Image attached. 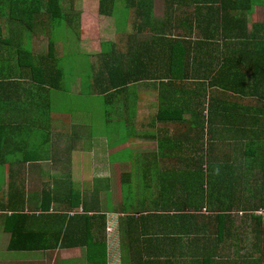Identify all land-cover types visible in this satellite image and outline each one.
<instances>
[{
    "label": "crops",
    "instance_id": "crops-1",
    "mask_svg": "<svg viewBox=\"0 0 264 264\" xmlns=\"http://www.w3.org/2000/svg\"><path fill=\"white\" fill-rule=\"evenodd\" d=\"M83 1L99 4V0ZM83 1L68 0V7L74 9L78 22L74 30L65 25L64 35L56 36L51 30L41 35L26 28L29 33L25 35L32 53L41 56L48 55L52 40L56 47L63 40L72 47H94L93 52H86L92 59L93 73H88L84 85L78 80L75 88L65 91L73 105L84 96L96 100L103 97L98 93L95 74L103 69L99 53L104 44L121 46L126 52L128 47L151 45L165 35L175 43L177 40L188 42L190 53V28L197 34L198 28H211L215 20L214 14L203 8L200 16L194 11L190 24V4L168 7L165 0H155L152 22L137 17L132 10L126 25L112 24L104 33V24L100 23L97 36L93 20L90 30L82 34L79 23L83 18ZM260 9L261 18L255 17ZM263 18L262 7L254 6L249 29L253 30L254 24L263 22ZM0 28L10 30L6 22H0ZM238 28V22H230L226 29ZM6 37L7 33H2L0 38ZM37 47H42L41 51L36 50ZM226 48L224 45L219 52H225ZM18 57L16 45L0 44V65L10 64L9 72L0 66V80H13ZM186 59L190 63V57ZM231 59L236 60V57ZM186 69L178 79L168 72L167 78L128 84L120 97H113L114 102L106 109L110 115L106 123L108 127L119 129L105 135L107 140L104 136H95L92 126H87V132L76 131L75 123L69 118L71 111L65 114L56 111L49 119L20 121L16 118L17 109L11 107L5 119L0 117V264H244V260L251 263L257 259L259 254L252 246L250 249L242 247L244 252H237L240 248L237 242L231 247L225 242L210 248L205 242L196 244L197 240L189 236V242L184 240L183 246H168L161 239L157 240L156 235L148 238L138 233L135 220L127 217L125 207L129 205L132 209L129 214L136 213L138 219L148 213L167 212L164 197L171 205L173 191L179 192L183 184L189 190V174L224 176L226 167L236 175L248 173L249 169L256 172L257 168L251 165L256 158L248 153L252 140H247L248 134L256 136L251 129H258L253 113L258 114V94L262 87L254 86V72L246 74V82L233 75L217 89L203 86L199 89L189 84L190 66ZM201 80L202 84H208L206 78L201 77ZM5 91L10 95L16 93L10 86ZM211 108L229 112L230 118L206 120V111ZM235 109L251 112V119L248 114L238 118ZM119 111L123 113L121 116L117 114ZM172 111L181 115L167 114ZM1 112L2 109L0 116ZM110 112L116 114L111 117ZM162 112L168 116H162ZM208 127L250 131L248 134L242 130L232 134L222 130L211 133L206 130ZM201 128L205 129L201 135L189 133V129ZM94 137L98 139H95L96 145L91 146ZM193 137L202 139V150L189 148V138ZM103 140L106 147L100 149L99 141ZM207 147L211 148L207 150ZM122 151L130 155L124 163H118L114 156ZM207 159L218 161L219 166L214 169L205 164L198 169L192 167L191 161ZM122 179L127 184L125 189L121 188ZM189 211L186 209V213ZM237 215L232 219L235 226ZM197 248L201 252L196 251Z\"/></svg>",
    "mask_w": 264,
    "mask_h": 264
},
{
    "label": "trees",
    "instance_id": "trees-1",
    "mask_svg": "<svg viewBox=\"0 0 264 264\" xmlns=\"http://www.w3.org/2000/svg\"><path fill=\"white\" fill-rule=\"evenodd\" d=\"M154 2L155 0H99V10L105 16H115L119 27L122 24L126 25L128 14L132 10L137 17L152 22ZM187 4H190V24L194 11L200 16L203 8L211 11L215 16L211 28H198L197 34L192 27L190 28V53L188 42L177 40L175 43V40L165 38V35L157 38L151 45L128 47L125 54L120 50L116 51L117 47L113 46L110 48L112 55L103 46L99 58L102 63V56H109L105 61L108 78L95 77L98 80V93L104 97V105L108 106L114 102L113 97L122 95L128 84H136L146 79L167 78L168 72L178 79L186 72L187 66H190L189 84H194L199 89L201 86L217 89L221 82L233 75L243 78L246 82V74L253 71L254 86L262 87L258 94V117L255 111L253 113V120L256 121L258 129L253 128L250 131V129L208 127L209 129L206 130L211 133L222 130L228 134L242 130L247 134L248 131L255 134L256 136L252 137L247 135V140H252L248 145L250 149L248 153H251L252 157H260L251 164L252 168L258 169V172L249 169L248 173L236 175L226 167L224 176L221 174L206 176L202 172L189 174V190L183 184L179 192L173 191L171 205L169 199L164 197V200H167L164 203L167 212L148 213L146 216L142 215V219H138L135 218L136 213L129 214L132 210L130 205L125 207V211L130 220H135V230L148 238L156 235L157 240L161 239L165 245L173 247L183 246L184 240L189 242L191 236V240L194 238L197 240L196 244L205 242L210 248L225 242L228 247L236 242L239 246L247 242V231L237 228L232 221L235 215L243 214L246 217L244 225L248 226L249 222V225L254 227L251 229L254 235L251 246L259 254L251 263L246 257L249 262L244 260V264H264V20L254 24L253 30L249 29L253 7L261 6L264 14V0H165V5L168 7H181ZM74 13V9L65 6L64 0H0V22H6L10 28L6 31L0 28V37L2 33H7L6 38H0V44L16 45L19 54L13 80L10 78L0 80L2 119L10 113L11 107L17 109L16 118L20 121L49 119L57 111L55 104L58 102V95L67 90L64 89V78L59 68V61L53 58L55 41L51 38L48 55H36L25 47V35L29 33L26 28L41 35L51 30L52 34L56 35L61 32L60 24L63 22L74 30L78 25ZM207 18L213 19V16ZM230 22H238L239 28L226 29ZM224 45H227L225 52H219ZM187 57H190V63H187ZM232 57H236V60L231 59ZM1 69L9 72L10 64H2ZM157 71L158 74L155 75ZM201 77L206 78L208 84H202ZM9 86L16 93L13 95L7 93L5 90ZM71 89L72 87L68 91ZM167 114L181 115L178 111ZM167 114L162 112V116ZM235 114L238 118L248 114L251 119L252 116L251 112L243 109H235ZM109 116L106 111L105 118L108 119ZM205 116L208 121L229 119L230 113L211 108L206 111ZM203 130L205 129H189V133L201 135ZM201 142L202 139L198 137L189 138V148L193 151L202 150ZM21 146L23 140L20 138ZM209 148L211 147L206 149ZM191 164L197 169L204 164L209 169L219 166L218 161L210 159L191 161ZM126 185L122 179L121 188L125 189ZM188 208L190 211L186 213ZM11 209L13 208L9 210ZM170 209L174 212H170ZM233 231L241 233H233ZM195 250L201 252V249ZM246 255L252 257L251 254Z\"/></svg>",
    "mask_w": 264,
    "mask_h": 264
},
{
    "label": "rangeland",
    "instance_id": "rangeland-1",
    "mask_svg": "<svg viewBox=\"0 0 264 264\" xmlns=\"http://www.w3.org/2000/svg\"><path fill=\"white\" fill-rule=\"evenodd\" d=\"M83 1V0H80ZM65 2V6H69V2L68 0H64ZM98 3L96 1H92L89 4H86L85 1H83V18H82V22L79 23V26L81 25V31L82 34H84L87 30H90V22L94 20V25L93 28H95V33L97 36L100 35L99 32V26L100 23H103V29L102 31L104 33H107L109 26L112 24H117L116 22V17L115 16H110V17H105L102 16V14L100 13L99 9H98ZM79 6V4H78ZM86 8V10H85ZM86 13H85V12ZM261 9L256 11L255 13V17L261 18ZM109 23V24H108ZM65 24H63V22L60 24V33H56L57 36H60L61 34L64 35L63 29H64ZM124 27V26H123ZM67 41L63 40L61 42V45L56 47L54 54H53V58H57L59 61V68L61 69L62 73H63V85H64V89L68 90L70 87L75 88L76 85V81L79 80V82L81 81L84 85L85 81L87 80L89 75L88 73H90V75L93 73V68H91L92 65V59L90 57L89 54H87V51L93 52L94 47L91 48H87L85 47V45L83 46V48H78L76 46L72 47L71 44L69 45H65ZM104 47L107 48V50H109V53H112V51H110V48H112V45H103ZM102 46V47H103ZM25 47L28 49H31L30 47V43L29 41H26ZM42 47H37L36 50H40L41 51ZM102 48H100L101 50ZM120 50L124 51L125 54V49L122 48L121 46H118L116 51ZM77 52V54L72 55L71 52ZM115 51V52H116ZM8 54V53H7ZM4 58H6V55L3 56ZM52 58V57H51ZM108 57H103L102 56V66L103 69H98V73L95 74L98 77H103V78H108L107 77V70L105 67V61L106 59H108ZM113 59V56H112ZM97 63V62H96ZM105 74V75H104ZM68 88V89H67ZM60 98H62L63 100H59ZM58 101V102H57ZM55 107L57 108V112L58 113H62L65 114V111H71V116L69 117L71 121H73L76 125L75 130L76 131H82V132H87V126H92V133L95 136L98 137H105V135H107L110 132L113 131H118L119 128L116 127H108L107 126V117L105 118V113H106V109L107 106L104 105V97H100L99 99H95L92 97H88V96H84L83 98H81V101H76V103L73 105L72 100H69L66 96L65 93H62L60 95H58V100H57ZM81 102V103H80ZM121 109V108H120ZM57 113V114H58ZM111 117H113L116 113H112L110 112ZM117 114H119L120 116L123 114L122 111L117 112ZM115 120L116 122L121 121L122 119H112ZM77 121H82L81 122H77ZM72 122V123H73ZM85 125V126H82ZM115 124V123H114ZM120 124V123H119ZM70 127H68L67 132L69 131ZM122 130V129H120ZM98 137H94V139L91 141V146L96 145V140L98 139ZM105 139L107 140V136L105 137ZM104 140L99 141V145H100V149H102L103 147H106L104 144ZM154 150H156L155 146L153 145ZM152 151V152H153ZM101 153V152H99ZM127 155H130L128 151H122L119 152L118 154H116L114 156L115 160L118 163H124L125 162V158ZM86 157H90V156H86ZM255 158H260L258 156H256ZM97 158L95 157V160ZM254 161V160H253ZM107 172V170H106ZM256 172H258V169H256ZM127 187V185H126ZM130 187H133L132 185ZM247 195V193H246ZM116 198V196H115ZM237 228H241V230L243 231H247V242L245 244H240V248H237L236 251L237 252H244L243 248L246 249H250L251 248V243L253 242V240H248L254 237L253 233L251 232V229H253L254 227L249 225L248 222V226L244 225V216H242V214H238L237 215Z\"/></svg>",
    "mask_w": 264,
    "mask_h": 264
}]
</instances>
